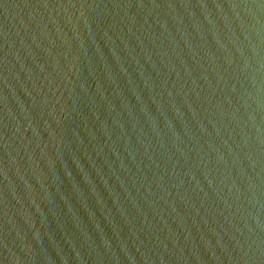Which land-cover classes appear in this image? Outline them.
<instances>
[{
	"label": "water",
	"instance_id": "95a60500",
	"mask_svg": "<svg viewBox=\"0 0 264 264\" xmlns=\"http://www.w3.org/2000/svg\"><path fill=\"white\" fill-rule=\"evenodd\" d=\"M0 264H264V0H0Z\"/></svg>",
	"mask_w": 264,
	"mask_h": 264
}]
</instances>
